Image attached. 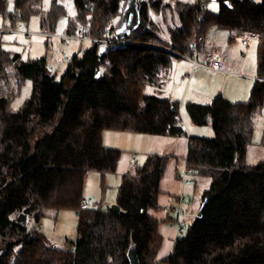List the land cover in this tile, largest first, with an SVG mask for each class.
Returning a JSON list of instances; mask_svg holds the SVG:
<instances>
[{
    "label": "trees",
    "instance_id": "1",
    "mask_svg": "<svg viewBox=\"0 0 264 264\" xmlns=\"http://www.w3.org/2000/svg\"><path fill=\"white\" fill-rule=\"evenodd\" d=\"M130 1L139 3L138 24L117 38L109 25L118 16L114 25H121ZM138 1L74 0L77 15L67 34L82 27L93 44L69 59L59 79L46 57L24 59L0 38V264H131L128 252L134 248L141 264H264V158L246 159L264 104V0H216L217 11L210 0ZM42 2L0 0V14L28 22L42 12ZM65 14V6L53 0L41 24L53 31ZM211 26L228 29L232 37L255 33L257 77L247 100L218 95L209 103L188 102L191 121L214 130L213 136L189 135L186 155L193 179L211 178L202 193L208 202L176 235L169 253L158 257L163 219L151 211L160 208L170 156L150 154L121 175L119 210L81 208L83 179L92 169L102 177L118 169L122 149L103 143L105 129L187 135L180 101L162 91L174 59L192 54L197 34ZM109 36L113 40L100 51ZM26 79L32 93L13 110L11 100ZM181 205L174 219L183 218ZM46 207L79 210L74 246L59 247L30 228L28 215L36 212L39 219Z\"/></svg>",
    "mask_w": 264,
    "mask_h": 264
},
{
    "label": "rangeland",
    "instance_id": "2",
    "mask_svg": "<svg viewBox=\"0 0 264 264\" xmlns=\"http://www.w3.org/2000/svg\"><path fill=\"white\" fill-rule=\"evenodd\" d=\"M52 1L53 0H43L42 12H47L49 10L52 5ZM58 1L65 6L66 14L61 16L57 20V24L53 31L50 29H45V27L42 26V12L34 14L28 22L17 20L14 23L9 18L0 14V38L3 45L8 49L20 52L24 59L46 57L50 70L57 79L61 77L68 65L69 59L74 54L82 56L84 50L91 47L93 44L92 40L89 38L73 37L64 39L62 37L63 35L67 34L70 21L76 18L77 8L74 0ZM171 2H173V0H171ZM209 8L217 11L219 9L218 2L210 0ZM168 15L170 17L176 16V14L171 10L168 12ZM119 20L120 16L116 17L114 21L109 25V27L111 28ZM164 22L166 23L167 21ZM212 27L215 30L218 29L227 33V30L225 28H220L217 26ZM79 29L83 28L79 27L76 33H78ZM166 31L167 28L166 30H163L161 32L162 36L163 33H166ZM210 34L212 36V34L215 33L211 32ZM249 38L252 45L257 44V38L255 36L250 35ZM237 41L241 40L238 38H234V42L232 43H236ZM104 47H106V44L103 42L100 43L99 50H103ZM255 49H257V47L252 48L251 53L248 55V60L246 62L247 69L245 70V72H251L255 74V72L257 71V51H255ZM243 59L244 58H241L239 60L242 62ZM185 60L186 59H183L182 57H176L174 59L170 73V80L166 81V85L162 93L167 96L171 95L172 99H178L180 101L181 113L183 116L182 124L187 129V131L189 130L191 134L198 136H213L214 130L210 123L197 125L192 124L188 115L187 104L191 100L192 102L198 103L211 102L217 95L214 98L212 97L211 99H209V101H206L205 99H200L201 101L195 100H197L199 95L202 96V94H207L210 85H212L213 83L218 85V83L209 81L206 75L202 77L199 83L197 80H193V77L198 70L210 71L201 65H197V67L193 71L194 76L189 79L190 75L185 74L186 72L191 73L193 65L189 60L190 64L186 68V64L184 63ZM217 81L221 82V79L217 78ZM227 82L228 83L225 85V88L228 89L230 86L233 93L235 87L237 86V83H234L233 79ZM32 89V80L26 79L22 83L19 93L11 100V107L13 110H17L20 108L25 99L31 95ZM146 90L148 92H151V88L148 86ZM223 92H226L225 89ZM249 96L250 93L248 92V94L246 95V99L239 100H247ZM228 97L224 96V98L230 99ZM190 127H194V129L195 127H199V133L196 132L197 130L194 131V129H192L191 131ZM202 129L204 133L207 131L210 134H202ZM134 133L140 134V137H142L141 140H134L133 142L131 138L132 136L130 135ZM172 140L173 138L169 134L160 135L118 129H105L103 131V143L106 146L120 148L122 149V152L128 151L131 148H135L134 152H136V157L143 154H146L148 156L147 152L160 153L165 150H170L169 147L171 146ZM135 142H139L136 143L138 144L137 147H135L134 145ZM140 157H138L139 162L141 161ZM146 158L140 163H143ZM119 183L120 176L118 175L106 174L104 177H102L100 171L95 169L89 170L83 179L84 199L89 201L90 207L107 208L108 206H111L116 202ZM185 183V199L184 201H182L185 207V212L182 214L183 218L181 219L185 220L187 229L201 207L203 190L208 188L211 183V178L209 176H197L196 179H193V177L190 179L188 178ZM35 213L36 212L28 215L27 217V223L30 228L39 229L40 226H42L41 232L53 242L58 244L59 247L65 248L74 246L77 238V227L79 219L78 209L72 207L61 209L46 207L43 209V213L40 215L39 219L36 218L37 215Z\"/></svg>",
    "mask_w": 264,
    "mask_h": 264
},
{
    "label": "crops",
    "instance_id": "3",
    "mask_svg": "<svg viewBox=\"0 0 264 264\" xmlns=\"http://www.w3.org/2000/svg\"><path fill=\"white\" fill-rule=\"evenodd\" d=\"M226 30H227V33H225L224 31H220L218 29L215 30L211 26L208 29V31L205 32L206 43L203 47L200 48L198 52V58L201 61H204L207 58L208 54L210 53H216V54L222 55L225 58L224 70L222 71H219L216 69H208L210 71L198 70L194 76L193 71L197 67V65H195L192 68L191 73L186 72L185 74V75H188V73L190 74L189 79H191L192 76H194L193 80H197L198 83L200 82V80L202 79L204 75H206L209 81L218 83V85H216L215 83L210 85V87L208 88V93L202 94V96L199 95L197 100L195 101H201L200 99H205L206 101H209V99H211L212 97L214 98L216 95L217 96L222 95L223 97L230 96L228 98H230L229 100H232V101H237L239 99H246V95L248 94V92L250 93L251 88L255 82L254 76L256 79L257 71L254 74L251 72H245V70L247 69L246 62L248 60V55L251 53L252 48H256L258 46V37H256L257 38L256 45H252L250 40H249L248 45H246L243 43L242 39L237 36V33L234 34L235 36L232 37L231 32L228 29ZM211 32L215 34H212L211 36L210 34ZM234 38H238L241 41L232 43L234 42ZM246 48L248 50L245 53ZM255 51H257V49H255ZM182 58L186 59L184 61V63L186 64V68L190 64L189 60L192 62V65H193V61L190 58H187V57H182ZM241 58H244L242 62L239 60ZM198 65H201V64H198ZM256 69H257V62H256ZM217 78L221 79V82L217 81ZM232 79L234 80V83H237V86L235 87V90L233 91V93H232V89L230 88V86L228 89L225 88V85L228 83L227 81H230ZM224 89L226 92H223ZM169 96L172 98L171 95ZM182 120H183V116H182ZM192 124H195V123L192 122ZM190 129L192 131L194 127H190ZM194 131L199 133L198 132L200 131L199 127L198 128L195 127ZM203 133L204 132L202 129V134ZM204 134H210V133L206 131ZM189 135H193L191 134L189 130L187 131V135H180V136L170 135L173 138L171 142V146L169 147L170 150H165L163 152L158 153V154H167L170 156V160L168 162L166 172L164 176L162 177V180L160 183V194H159L160 208L158 210L151 211L152 215H155L163 219L159 226V231L163 236V244L159 251L158 257H164L165 255L169 253V251L173 247L174 240L177 235L176 222L174 219L177 215L176 206L179 204L180 198H181V201H184L185 199L186 180L188 178L190 179L193 177V174H190L189 172L188 175L186 176V179L183 180L182 178H180V173H182L185 167H187L186 155H187V151L189 147ZM130 136H132L131 138L133 142L134 140H141L142 138L140 137V134H137V133H134ZM136 143H139V142L134 143L135 147L138 146V144ZM134 149L135 148H131L128 151H123L117 171L113 173H108V174L118 175L120 176V180H121V175L126 170H128L134 162L139 163L138 157L141 156L140 162H142L147 157L146 154L136 157V152H134L135 151ZM147 154L148 155L155 154V152L154 153L147 152ZM263 158H264V104H263V108L260 110L258 114L255 129L252 135V141L249 144L247 153H246V159L248 163H255ZM167 205H170V208H167Z\"/></svg>",
    "mask_w": 264,
    "mask_h": 264
},
{
    "label": "built area",
    "instance_id": "4",
    "mask_svg": "<svg viewBox=\"0 0 264 264\" xmlns=\"http://www.w3.org/2000/svg\"><path fill=\"white\" fill-rule=\"evenodd\" d=\"M118 30L117 26H113L112 30H111V35L114 33L116 34V31ZM253 35L255 37H257L255 35V33L253 32H242L239 31L237 32V36L240 37L243 41L244 44L248 45L249 43V36ZM64 39L66 38H89V39H93L92 35L88 32L85 31L83 29H79L78 33L72 35V34H66L62 36ZM113 40V38H111V36L102 39L101 41H103L104 43H106L108 45V43H110ZM205 41H206V37L204 34H197L195 41L192 44V55L191 58L193 60L194 63H202L204 64V67L206 69H216V70H224V65H225V58L220 55V54H216V53H210L208 54L207 58L203 61L200 62L199 59L197 58L198 55V50L200 47L205 45ZM114 47V46H112ZM247 48L245 49V53L247 52ZM189 173V168L185 167L184 171L182 173H180V176L182 177V179H186V175ZM182 201L180 200L179 204H178V209H182ZM90 207V203L87 200H83V202L81 203V208H88ZM167 208H170V205H167ZM176 222V232L177 234L180 232L184 231L185 228V224L186 222L179 218L175 219ZM42 226H40L39 230H41Z\"/></svg>",
    "mask_w": 264,
    "mask_h": 264
},
{
    "label": "water",
    "instance_id": "5",
    "mask_svg": "<svg viewBox=\"0 0 264 264\" xmlns=\"http://www.w3.org/2000/svg\"><path fill=\"white\" fill-rule=\"evenodd\" d=\"M140 2V0L138 1ZM139 3H133L132 1H130L127 5V7L124 10L123 13V19H122V23L121 25L118 27V30L116 31V37L117 38H121L125 35H127L130 31H132L138 24V20H139ZM208 202V198H205L201 204V207L198 211V215H202L206 204ZM112 209L115 210H119L120 206L117 203H114L111 205ZM20 220L22 222H26V217L25 216H21ZM129 258H130V262L131 264H141V261L139 259L138 256V252L137 250L134 249H130L128 252Z\"/></svg>",
    "mask_w": 264,
    "mask_h": 264
},
{
    "label": "bare ground",
    "instance_id": "6",
    "mask_svg": "<svg viewBox=\"0 0 264 264\" xmlns=\"http://www.w3.org/2000/svg\"><path fill=\"white\" fill-rule=\"evenodd\" d=\"M115 26V25H114ZM112 28H113V26L111 27V30H112ZM205 43H206V41H205ZM203 47V46H202ZM201 48V47H200ZM200 48H199V50H200ZM199 50H198V52H199ZM191 55L192 54H190V55H188V56H186L187 58H190L191 60H192V58H191ZM197 58H198V55H197ZM199 59V58H198ZM193 61V60H192ZM200 62H203V61H201V60H199ZM198 64H201V65H203L204 66V64H202V63H194L193 62V67L195 66V65H198ZM225 66V65H224ZM188 75H189V73H188ZM189 168V167H188ZM83 202V201H82ZM81 209V208H80Z\"/></svg>",
    "mask_w": 264,
    "mask_h": 264
}]
</instances>
